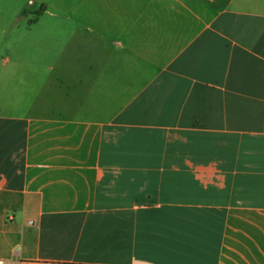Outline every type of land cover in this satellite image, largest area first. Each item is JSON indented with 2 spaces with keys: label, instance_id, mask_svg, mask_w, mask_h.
<instances>
[{
  "label": "crops",
  "instance_id": "0c3cea01",
  "mask_svg": "<svg viewBox=\"0 0 264 264\" xmlns=\"http://www.w3.org/2000/svg\"><path fill=\"white\" fill-rule=\"evenodd\" d=\"M36 3L0 41V264H264V0Z\"/></svg>",
  "mask_w": 264,
  "mask_h": 264
},
{
  "label": "rangeland",
  "instance_id": "374dc122",
  "mask_svg": "<svg viewBox=\"0 0 264 264\" xmlns=\"http://www.w3.org/2000/svg\"><path fill=\"white\" fill-rule=\"evenodd\" d=\"M39 0H0V41L12 42L15 37L25 36L26 33L18 28L26 23H31L36 18L35 12L44 4H37ZM50 10L54 14V0H48ZM46 15L42 21V27L36 29V35L39 38L43 35L54 36V15ZM27 18V19H26ZM28 35V34H27Z\"/></svg>",
  "mask_w": 264,
  "mask_h": 264
},
{
  "label": "built area",
  "instance_id": "2783aa9c",
  "mask_svg": "<svg viewBox=\"0 0 264 264\" xmlns=\"http://www.w3.org/2000/svg\"><path fill=\"white\" fill-rule=\"evenodd\" d=\"M28 264H61V263H56L51 261H32L29 262Z\"/></svg>",
  "mask_w": 264,
  "mask_h": 264
},
{
  "label": "trees",
  "instance_id": "16d2710c",
  "mask_svg": "<svg viewBox=\"0 0 264 264\" xmlns=\"http://www.w3.org/2000/svg\"><path fill=\"white\" fill-rule=\"evenodd\" d=\"M41 12H42V7H40V8L35 12V14L38 16V15L41 14Z\"/></svg>",
  "mask_w": 264,
  "mask_h": 264
}]
</instances>
